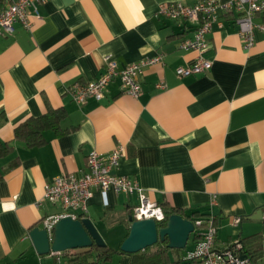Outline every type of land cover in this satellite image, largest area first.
<instances>
[{
	"label": "crops",
	"instance_id": "0c3cea01",
	"mask_svg": "<svg viewBox=\"0 0 264 264\" xmlns=\"http://www.w3.org/2000/svg\"><path fill=\"white\" fill-rule=\"evenodd\" d=\"M198 1L44 0L28 9L30 29L16 23L13 35L0 36V142L9 146L0 158V264H58L52 252L39 255L29 237L43 229V218L63 213L43 201L44 186L60 176L81 178L91 151L107 157L117 146L125 152L111 174L136 182L165 214L212 216L216 249L238 240L247 250L264 245V33L255 30L246 49L238 13H218L206 36L211 69L178 77L196 57L179 49L196 24L167 19L159 6ZM253 22L264 24V15ZM159 54L162 64L139 76L138 98L124 93L119 79L100 101L77 106L68 94L98 79L105 57L120 70ZM49 111L60 118L42 131L43 144L15 138L17 127ZM92 193L85 219L105 247L68 251L60 264H132L120 246L138 197L108 191L105 206L99 191ZM193 246L189 240L184 250L168 249L165 264H199L182 261Z\"/></svg>",
	"mask_w": 264,
	"mask_h": 264
},
{
	"label": "built area",
	"instance_id": "2783aa9c",
	"mask_svg": "<svg viewBox=\"0 0 264 264\" xmlns=\"http://www.w3.org/2000/svg\"><path fill=\"white\" fill-rule=\"evenodd\" d=\"M44 0H4V6L0 11V36H11L14 33V25L22 23L26 29H30L28 9L36 10L37 4ZM236 11L238 17L235 24L238 34L246 49L254 45V32L258 30L264 33V24H254L257 16L264 15V0H199L193 6H184L180 3L161 4L158 13L170 20H184L196 24L192 39L183 40L179 49L192 51L196 57L186 67L176 70L178 77L204 74L211 69V62L205 59L207 50L206 36L211 32L213 25L217 23L218 13H231ZM163 55L142 59L118 69L117 63L110 57L103 60L105 70L103 74L93 82L83 86L71 88L68 91L72 101L77 106H83L87 100L100 101L107 86L119 79L124 93L133 98L141 94L139 76L143 69L156 64H162ZM123 146H117L104 157L96 151H91L87 156L86 172L81 178L73 176H60L54 178L44 186L43 201L62 208L63 213L46 216L42 220V227L51 238L56 223L63 218L72 220L85 219L87 204L92 197V191L98 190L107 206L106 194L112 191L115 194L126 197L137 196L139 203L131 209L133 220H154L157 226L165 221L166 214L156 203L149 202L144 196L143 190L136 182L111 174V171L119 165L124 156ZM215 204V198L210 201V206ZM240 219H235L234 224H239ZM194 231L189 240L193 241L192 250L186 251L182 258L185 263L198 262L199 264H250V260L242 254V245L238 241L229 244L223 249H216V224L212 216L197 219L192 222ZM60 264L62 258L68 255L66 252L50 253ZM67 264H76L69 261Z\"/></svg>",
	"mask_w": 264,
	"mask_h": 264
},
{
	"label": "water",
	"instance_id": "95a60500",
	"mask_svg": "<svg viewBox=\"0 0 264 264\" xmlns=\"http://www.w3.org/2000/svg\"><path fill=\"white\" fill-rule=\"evenodd\" d=\"M261 216V212H257ZM130 227L126 239L120 246V252L136 254L167 240L170 250H184L190 234L194 231L192 221L173 214L166 220L162 228H158L154 220H133L129 217ZM29 237L36 252L43 256L50 252H66L71 250L104 248L105 244L89 219L72 220L63 218L54 226L52 237L43 229H33Z\"/></svg>",
	"mask_w": 264,
	"mask_h": 264
},
{
	"label": "trees",
	"instance_id": "16d2710c",
	"mask_svg": "<svg viewBox=\"0 0 264 264\" xmlns=\"http://www.w3.org/2000/svg\"><path fill=\"white\" fill-rule=\"evenodd\" d=\"M60 114L56 111H49L48 114L43 115L39 118H34L26 121L19 127L15 129V138L16 139H23L26 142V145L29 147H35L40 146L43 144L44 140L42 138V131L45 128L54 126L57 121H59ZM9 152V146L7 144H2L0 142V158H3L6 156ZM177 214L182 217L184 215L178 213V212H168L166 213L165 221L158 225V228H162L166 224V220L169 216ZM196 215V213H193L189 216H185L190 221L194 222V220L191 219L192 216ZM130 217L131 213H130ZM235 241L231 242L230 244L234 243ZM239 243L242 245V254L245 255L251 262L250 264L254 263L256 260L263 258L264 259V245H258L255 247H252L251 249L247 250L243 242L241 240H238ZM167 240L164 242L158 241L157 244H155L152 247H156V250L153 252H148L152 247H149L143 251H140L136 254L129 255L131 257V263L132 264H165L166 262V252L168 250L167 248ZM92 249V248H91ZM104 253L111 255L110 250H103ZM248 254V256L246 254ZM72 262H77V260H72ZM77 264H87L84 262H77Z\"/></svg>",
	"mask_w": 264,
	"mask_h": 264
},
{
	"label": "rangeland",
	"instance_id": "374dc122",
	"mask_svg": "<svg viewBox=\"0 0 264 264\" xmlns=\"http://www.w3.org/2000/svg\"><path fill=\"white\" fill-rule=\"evenodd\" d=\"M258 264H261V262H259Z\"/></svg>",
	"mask_w": 264,
	"mask_h": 264
}]
</instances>
